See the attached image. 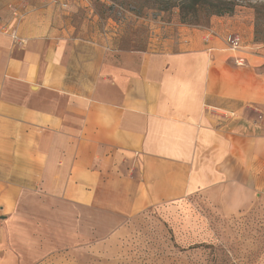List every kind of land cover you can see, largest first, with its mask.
Returning a JSON list of instances; mask_svg holds the SVG:
<instances>
[{
  "label": "crops",
  "instance_id": "obj_1",
  "mask_svg": "<svg viewBox=\"0 0 264 264\" xmlns=\"http://www.w3.org/2000/svg\"><path fill=\"white\" fill-rule=\"evenodd\" d=\"M67 1L0 0V264H37L63 234L88 241L195 195L225 215L264 200L252 18L151 26L146 49L126 48L135 38L94 0Z\"/></svg>",
  "mask_w": 264,
  "mask_h": 264
},
{
  "label": "rangeland",
  "instance_id": "obj_2",
  "mask_svg": "<svg viewBox=\"0 0 264 264\" xmlns=\"http://www.w3.org/2000/svg\"><path fill=\"white\" fill-rule=\"evenodd\" d=\"M179 4V0L93 2L99 20L121 23L129 38H135L136 44L125 47L140 49L147 48L151 26L163 31L171 24H184ZM237 4L232 15L240 12L252 18L254 42L264 47V0ZM210 20L184 25L205 28ZM98 218L94 216L95 223ZM109 224L107 230L96 228L88 241L67 240L63 234L57 250L37 264H264V200L225 215L218 203L201 194Z\"/></svg>",
  "mask_w": 264,
  "mask_h": 264
},
{
  "label": "trees",
  "instance_id": "obj_3",
  "mask_svg": "<svg viewBox=\"0 0 264 264\" xmlns=\"http://www.w3.org/2000/svg\"><path fill=\"white\" fill-rule=\"evenodd\" d=\"M239 0H179L181 21L184 24L197 25L199 20H210L214 16L234 14Z\"/></svg>",
  "mask_w": 264,
  "mask_h": 264
},
{
  "label": "built area",
  "instance_id": "obj_4",
  "mask_svg": "<svg viewBox=\"0 0 264 264\" xmlns=\"http://www.w3.org/2000/svg\"><path fill=\"white\" fill-rule=\"evenodd\" d=\"M53 4L61 6L63 9L68 8L69 2L67 0H50ZM5 33H10V35L16 40L19 41L18 36L16 34V30L8 29L6 27H3L1 29ZM227 46L230 50L238 51L242 47L241 38L237 35H229L226 37L225 40ZM238 65H244V60L240 59L237 63Z\"/></svg>",
  "mask_w": 264,
  "mask_h": 264
}]
</instances>
